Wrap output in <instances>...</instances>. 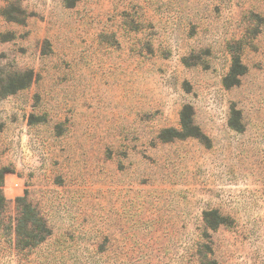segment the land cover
I'll list each match as a JSON object with an SVG mask.
<instances>
[{
    "label": "rangeland",
    "instance_id": "rangeland-1",
    "mask_svg": "<svg viewBox=\"0 0 264 264\" xmlns=\"http://www.w3.org/2000/svg\"><path fill=\"white\" fill-rule=\"evenodd\" d=\"M0 124V264H264V0H0Z\"/></svg>",
    "mask_w": 264,
    "mask_h": 264
},
{
    "label": "trees",
    "instance_id": "trees-1",
    "mask_svg": "<svg viewBox=\"0 0 264 264\" xmlns=\"http://www.w3.org/2000/svg\"><path fill=\"white\" fill-rule=\"evenodd\" d=\"M246 72L247 68L242 64L240 56L235 55L232 60L230 74L224 80L225 86L231 88L238 85L240 83V78L244 76ZM32 81V71L11 77L7 83L9 89L5 91L4 94H14L21 89L27 88ZM193 116L192 107L186 106L181 113V131L174 129L164 130L159 138L162 141L188 137L202 138L203 134L200 128L195 125ZM1 130L2 125L0 124V131ZM2 173L3 172H0V204L5 202L1 184L4 179ZM17 203L19 207V217L15 229L17 246L18 248H33L45 241L51 235V231L39 212L31 204L27 203L25 198H18Z\"/></svg>",
    "mask_w": 264,
    "mask_h": 264
}]
</instances>
